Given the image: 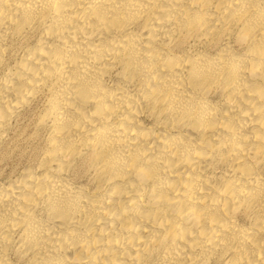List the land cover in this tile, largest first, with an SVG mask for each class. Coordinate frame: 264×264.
<instances>
[{
    "label": "bare ground",
    "instance_id": "6f19581e",
    "mask_svg": "<svg viewBox=\"0 0 264 264\" xmlns=\"http://www.w3.org/2000/svg\"><path fill=\"white\" fill-rule=\"evenodd\" d=\"M20 140L0 264H264V0H0Z\"/></svg>",
    "mask_w": 264,
    "mask_h": 264
},
{
    "label": "rangeland",
    "instance_id": "374dc122",
    "mask_svg": "<svg viewBox=\"0 0 264 264\" xmlns=\"http://www.w3.org/2000/svg\"><path fill=\"white\" fill-rule=\"evenodd\" d=\"M29 118L31 116H28ZM29 118H25L23 121H21V124H28ZM14 143L9 144L7 143L4 147L1 149L0 154V176L5 175L10 169H12L19 161H21V158L25 152H30V149L28 148V144L24 140H20ZM10 149V150H9ZM8 150V151H7ZM7 152L5 157H3L4 153ZM10 152V153H9ZM13 160V161H12ZM5 162V163H4ZM16 162V163H15ZM8 163V164H7ZM4 166H1V165ZM13 165V166H12ZM7 169V170H6Z\"/></svg>",
    "mask_w": 264,
    "mask_h": 264
}]
</instances>
